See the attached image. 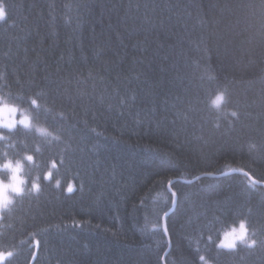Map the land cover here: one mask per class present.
I'll return each instance as SVG.
<instances>
[{
    "label": "trees",
    "instance_id": "16d2710c",
    "mask_svg": "<svg viewBox=\"0 0 264 264\" xmlns=\"http://www.w3.org/2000/svg\"><path fill=\"white\" fill-rule=\"evenodd\" d=\"M1 2L0 94L53 134H11L41 191L0 219L5 264H264L217 247L241 217L264 241V0Z\"/></svg>",
    "mask_w": 264,
    "mask_h": 264
},
{
    "label": "clouds",
    "instance_id": "9594fccd",
    "mask_svg": "<svg viewBox=\"0 0 264 264\" xmlns=\"http://www.w3.org/2000/svg\"><path fill=\"white\" fill-rule=\"evenodd\" d=\"M3 13L0 11V16ZM227 89L219 91L211 100V106L220 111L221 106L226 102ZM38 100L28 99L29 106H36ZM29 106L19 99H13L9 94H0V217L11 214L16 198L38 193L39 175L28 177L26 163L34 160L33 154L21 153L13 155L9 150L13 149L15 141L9 134L18 126L34 129L41 135L52 136L47 128L33 123V112ZM232 117H237L236 111H231ZM250 147L255 148V144ZM257 230L252 228L247 217H241L230 224L222 233L217 244L218 248L236 250L238 246L252 249L264 241H258Z\"/></svg>",
    "mask_w": 264,
    "mask_h": 264
},
{
    "label": "snow or ice",
    "instance_id": "6c2138e0",
    "mask_svg": "<svg viewBox=\"0 0 264 264\" xmlns=\"http://www.w3.org/2000/svg\"><path fill=\"white\" fill-rule=\"evenodd\" d=\"M28 99H34V98L31 97V96H29ZM40 107H41V105L37 102V103H36V108H40ZM59 115L63 116L64 113L61 112V113H59ZM15 130H17V131H24V130H29V131H31L32 129H31V128H25V127H23L22 129H15ZM9 134L11 135L12 132L9 133ZM25 134H26V133H25ZM53 139H54V140H60V136H58V135H57V136H53ZM49 143H51V141H49ZM40 152H41V148H40L39 146H37V147L35 148V153H40ZM33 156H34V155H33ZM33 161H34V160H33ZM33 161H32V162H33ZM60 163H63V160H61ZM57 168H58V164H57V162H56L55 160L51 161L50 168H49L48 170H46V171L43 173L42 179H43L44 181H51L52 178H53V175H54L53 170H54V169H57ZM245 175H247V173H246ZM40 179H41V177H39V180H40ZM55 186H56L57 188H59V187L61 186L59 180H56V181H55ZM40 191H41V184L39 183V187H38V189H37V192L39 193ZM66 191H67L68 193H73V191H74V186H73L72 184H68L67 187H66ZM165 214H167V213H165ZM0 219H2V217H0ZM211 239H212V237L209 236V240H211ZM37 243H38V242H37ZM13 256H14V252H13V251H3V250H0V264H5V262H6L7 260H9L10 258H12ZM199 259H200L201 261H205V256L200 255V256H199ZM206 264H207V262H206Z\"/></svg>",
    "mask_w": 264,
    "mask_h": 264
},
{
    "label": "rangeland",
    "instance_id": "374dc122",
    "mask_svg": "<svg viewBox=\"0 0 264 264\" xmlns=\"http://www.w3.org/2000/svg\"><path fill=\"white\" fill-rule=\"evenodd\" d=\"M2 0H0V11H2V13L4 14V9H3V5H2Z\"/></svg>",
    "mask_w": 264,
    "mask_h": 264
}]
</instances>
